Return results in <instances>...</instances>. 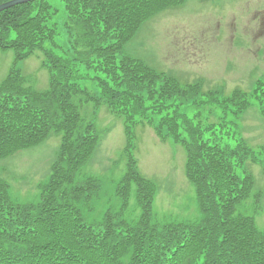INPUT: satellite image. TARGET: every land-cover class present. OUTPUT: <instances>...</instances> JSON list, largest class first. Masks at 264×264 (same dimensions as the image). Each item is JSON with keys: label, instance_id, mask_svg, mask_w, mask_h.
<instances>
[{"label": "trees", "instance_id": "obj_1", "mask_svg": "<svg viewBox=\"0 0 264 264\" xmlns=\"http://www.w3.org/2000/svg\"><path fill=\"white\" fill-rule=\"evenodd\" d=\"M59 1L62 28L49 0L0 13V49L14 53L0 83V158L35 146L52 132L61 134L38 202L13 203L0 179V264H264V232L237 211L253 184L242 168L251 151L243 144L231 149L204 140L214 126L194 123L181 110L200 96L198 84L179 85L123 54L142 23L185 0ZM32 55H39L48 71L45 91L33 89L18 67ZM82 79L96 80L99 94L81 87ZM251 97L264 115V82ZM207 99L219 108L223 124L248 105L240 91L225 98L211 92ZM87 103L122 115L128 135L126 171L116 188L121 204L95 225L84 223L81 209L98 195L100 183L94 177L77 180L98 141L93 123L81 115ZM135 123H148L161 138L184 145L200 221L152 223L155 186L139 174L132 157ZM133 187L141 213L131 224L124 215Z\"/></svg>", "mask_w": 264, "mask_h": 264}, {"label": "rangeland", "instance_id": "obj_2", "mask_svg": "<svg viewBox=\"0 0 264 264\" xmlns=\"http://www.w3.org/2000/svg\"><path fill=\"white\" fill-rule=\"evenodd\" d=\"M49 2L57 10V23L62 28L63 5L59 0ZM123 54L172 75L181 84L201 82L204 92L218 88L223 95L234 89L249 93L257 81L264 79V0H185L141 25L125 44ZM12 63L13 52L0 50V82ZM18 67L34 89L42 91L48 87V72L40 57L33 55ZM80 84L99 94L96 80L82 79ZM196 99L209 103L204 95ZM185 113L191 118L199 114L203 121L214 117L217 110L190 106L185 107ZM81 115L93 123L98 137L88 163L77 177L80 180L93 176L101 183L100 192L91 200L92 208L86 205L81 209L84 223L95 225L107 211L119 209L115 189L126 170L124 122L106 106L92 103L83 106ZM133 132L136 142L133 156L138 169L156 186L152 222L199 221L195 188L184 172V147L171 139L161 142L150 126L136 125ZM210 138L212 143L231 148L243 140L258 155L264 147V117L257 103L251 100L234 123L225 128L218 126ZM60 140L61 135L53 132L43 143L0 159V179L7 183L13 202L39 201L40 187L49 179ZM258 158L260 161L256 162L248 158L243 165L253 177V186L251 196L242 203L239 212L253 217L258 229L264 232V156L260 154ZM129 205L131 210L124 219L133 223L139 215L134 188Z\"/></svg>", "mask_w": 264, "mask_h": 264}, {"label": "water", "instance_id": "obj_3", "mask_svg": "<svg viewBox=\"0 0 264 264\" xmlns=\"http://www.w3.org/2000/svg\"><path fill=\"white\" fill-rule=\"evenodd\" d=\"M28 1H32V0H13L10 2L4 3V4L0 5V12L7 9V8H10L14 5L21 4L24 2H28Z\"/></svg>", "mask_w": 264, "mask_h": 264}]
</instances>
